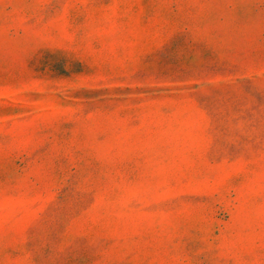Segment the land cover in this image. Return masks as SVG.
<instances>
[{"label": "rangeland", "instance_id": "obj_1", "mask_svg": "<svg viewBox=\"0 0 264 264\" xmlns=\"http://www.w3.org/2000/svg\"><path fill=\"white\" fill-rule=\"evenodd\" d=\"M0 264H264V0H0Z\"/></svg>", "mask_w": 264, "mask_h": 264}]
</instances>
